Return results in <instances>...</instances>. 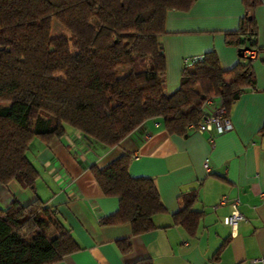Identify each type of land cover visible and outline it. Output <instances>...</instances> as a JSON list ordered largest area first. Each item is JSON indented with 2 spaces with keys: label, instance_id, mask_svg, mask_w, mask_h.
Instances as JSON below:
<instances>
[{
  "label": "trees",
  "instance_id": "obj_1",
  "mask_svg": "<svg viewBox=\"0 0 264 264\" xmlns=\"http://www.w3.org/2000/svg\"><path fill=\"white\" fill-rule=\"evenodd\" d=\"M196 1L0 0V184L15 180L34 189L39 173L26 155L30 143L48 145L67 127L114 147L157 116L169 133L187 135L212 96H220L229 117L239 97L255 89L249 55L224 69L216 52L207 51L183 64L177 88L165 90L167 14L188 12ZM242 3L244 15L224 32V42L260 51L250 14L260 0ZM54 21L68 35H54ZM130 161L126 153L90 172L104 196L118 198L117 210L99 224L128 223L140 235L155 228L153 215L165 208L154 179L132 176ZM196 200L194 191L183 195L173 216L191 235L203 215L193 210ZM118 246L125 252L130 243ZM78 249L46 201L0 207V264H53Z\"/></svg>",
  "mask_w": 264,
  "mask_h": 264
},
{
  "label": "crops",
  "instance_id": "obj_2",
  "mask_svg": "<svg viewBox=\"0 0 264 264\" xmlns=\"http://www.w3.org/2000/svg\"><path fill=\"white\" fill-rule=\"evenodd\" d=\"M242 0H197L188 12L170 11L161 42L166 56L165 90H175L185 61L210 50L224 69L241 56L224 42V32L238 27ZM257 25L260 51L251 58L254 90L245 91L232 106V129L222 134L189 130L171 134L162 117L144 121L118 145L107 147L67 127L48 145L34 139L26 152L39 176L34 189L12 180L0 184V207L37 197L53 206L60 223L79 249L53 264H260L264 255V0L250 10ZM130 154V174L154 179L164 211L153 215L155 228L132 235L128 223L100 225L118 208V198L104 196L90 167L106 166ZM194 191L193 210L203 212L194 235L174 223L182 196ZM221 197L225 203L219 204ZM238 200L242 218L225 223L231 203ZM128 240L123 252L119 241Z\"/></svg>",
  "mask_w": 264,
  "mask_h": 264
},
{
  "label": "built area",
  "instance_id": "obj_3",
  "mask_svg": "<svg viewBox=\"0 0 264 264\" xmlns=\"http://www.w3.org/2000/svg\"><path fill=\"white\" fill-rule=\"evenodd\" d=\"M253 51H249V55L253 56ZM188 61H185L187 64ZM202 119L197 124H191L190 130L196 132H211L214 135L222 134L232 129V123L230 118L226 115V108L220 96H212L206 99L201 107ZM226 198L221 197L219 204L225 203ZM238 200H233L231 203V213L225 218V223L232 228L237 226L238 221L242 218L241 213L238 210ZM260 264H264V255L257 260Z\"/></svg>",
  "mask_w": 264,
  "mask_h": 264
},
{
  "label": "rangeland",
  "instance_id": "obj_4",
  "mask_svg": "<svg viewBox=\"0 0 264 264\" xmlns=\"http://www.w3.org/2000/svg\"><path fill=\"white\" fill-rule=\"evenodd\" d=\"M52 33L54 35L61 34V33L68 35L67 31H64L56 21L52 23Z\"/></svg>",
  "mask_w": 264,
  "mask_h": 264
},
{
  "label": "water",
  "instance_id": "obj_5",
  "mask_svg": "<svg viewBox=\"0 0 264 264\" xmlns=\"http://www.w3.org/2000/svg\"><path fill=\"white\" fill-rule=\"evenodd\" d=\"M245 51V49H238V54L240 55V56H243V52Z\"/></svg>",
  "mask_w": 264,
  "mask_h": 264
}]
</instances>
